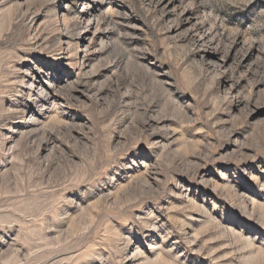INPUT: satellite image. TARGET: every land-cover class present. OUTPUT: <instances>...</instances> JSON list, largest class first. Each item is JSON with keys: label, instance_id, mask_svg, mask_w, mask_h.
I'll return each instance as SVG.
<instances>
[{"label": "rangeland", "instance_id": "rangeland-1", "mask_svg": "<svg viewBox=\"0 0 264 264\" xmlns=\"http://www.w3.org/2000/svg\"><path fill=\"white\" fill-rule=\"evenodd\" d=\"M0 264H264V0H0Z\"/></svg>", "mask_w": 264, "mask_h": 264}]
</instances>
